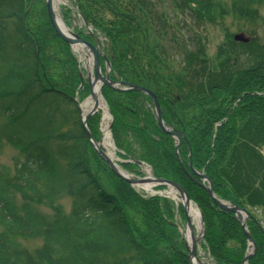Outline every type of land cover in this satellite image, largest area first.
Masks as SVG:
<instances>
[{"label":"trees","instance_id":"obj_1","mask_svg":"<svg viewBox=\"0 0 264 264\" xmlns=\"http://www.w3.org/2000/svg\"><path fill=\"white\" fill-rule=\"evenodd\" d=\"M72 1L105 40L101 68L109 63L111 80L150 90L163 123L182 134L176 153L147 95L103 86L118 157L148 164L155 177L187 192L202 213L201 247L212 264H242L247 239L240 224L213 203L195 172L218 198L264 210V44L225 35L209 56L204 24L226 16L251 22L263 1ZM71 13L63 8L69 27ZM74 30L92 42L83 25ZM83 73L44 0H0V146L19 155L12 177L0 172V264H190L174 222L175 214L183 218L181 207L144 198L106 165V184L90 174L87 156L96 152L77 106L89 95ZM99 119L87 120L96 142ZM120 166L140 175L137 163ZM63 196L71 198L66 214L34 208ZM246 228L256 245L247 264H264V237L252 215ZM19 238L42 244L29 251Z\"/></svg>","mask_w":264,"mask_h":264},{"label":"rangeland","instance_id":"obj_2","mask_svg":"<svg viewBox=\"0 0 264 264\" xmlns=\"http://www.w3.org/2000/svg\"><path fill=\"white\" fill-rule=\"evenodd\" d=\"M60 4H58L57 9L62 16V11L63 8H68L71 10V14H69V21L71 27L81 28L82 26V21L78 17V14L74 11V7L72 6L73 1L72 0H59ZM263 3L258 5L257 7V17L255 19H251V22H246L245 20H239L237 17H231V16H226L224 19H216L215 21H208L204 24L205 34H206V39H207V52L209 56H212L215 54L217 46L223 44L225 42L224 38L225 35H233L235 39H238L240 41H246L250 40L253 41L254 39L259 41L261 44H264V0H262ZM246 13V12H245ZM252 18V17H251ZM83 33H86V30H83ZM251 38V39H250ZM101 48L104 51L105 49V40L102 37H98ZM249 41V42H250ZM226 43V42H225ZM76 56L78 58V63L79 67L81 70L84 71L83 78L86 79L88 77L87 71L89 72V67L87 66V60L85 61V53L84 51H77ZM240 59H245L244 56H241ZM87 69V70H86ZM86 70V74H85ZM87 75V76H86ZM88 98H84L81 100L80 104L83 106L85 101ZM105 102V101H104ZM101 116L103 115L102 111L98 112ZM100 119H99V125H100ZM103 139V134H100V126H99V140L102 143ZM19 155L17 152L12 149L9 145L6 143H2L0 146V172H2L3 176L5 178L12 177L14 173V158L18 157ZM115 160H119L117 157L116 153L114 156ZM87 161H88V170L90 174L95 177V179L99 180L100 182H103L106 184L108 182V174L106 171L102 170L101 166L106 165L105 163L100 162L99 158L96 157V154L92 151L89 152L87 156ZM118 162V161H117ZM107 166V165H106ZM141 172L140 175H136L134 173H128L134 177H143L146 175L144 172V169L141 168L139 169ZM134 190L137 191L139 194L145 196V197H150L152 194L151 192H147L143 190L140 187L135 186ZM152 190L155 192L154 194H159L163 193V190H157L156 188H152ZM17 202H21V200L16 196ZM71 205V198L68 196H63L57 200H54L50 204L48 203H40L37 205H34V208H38L41 212L43 213H48L50 214L51 209L50 208H62L63 212L66 214L68 213ZM178 225V229L181 232V235H184V232L186 230V223L185 219H181L178 215L175 217V221ZM195 230H194V235L198 237L197 242L199 243V248H198V253L199 257H203L205 260V263H207V258L208 254L206 251H204L200 244H201V233L202 229H196V226L194 225ZM19 242L21 243V246L26 248L29 251H33L34 249H37L40 247L42 244V239L40 238H34V239H18Z\"/></svg>","mask_w":264,"mask_h":264},{"label":"water","instance_id":"obj_3","mask_svg":"<svg viewBox=\"0 0 264 264\" xmlns=\"http://www.w3.org/2000/svg\"><path fill=\"white\" fill-rule=\"evenodd\" d=\"M45 6H46V12H47V16L49 18V21L54 29V31L56 32V34L64 41L66 42L69 46H71L73 48V46L75 45H80L86 48L87 52H90V57H91V62H92V68L94 70V75L93 77H90L89 80V86H90V97H93V91L92 88L93 86L99 82V88L104 85L112 90H115L117 92H125V91H137V92H141L146 94L147 96H149L152 99L153 105H154V110H155V115H156V120L157 123L159 124L161 130L163 133L168 134L172 137L175 138L176 141V146L175 149L177 150L178 145L180 144V138H179V134L177 132H173L171 131L168 127H166L161 120V113H160V107L157 101L156 96L148 89L143 88V87H139V86H135V85H129L127 83L124 82H116V81H111L109 79V75L106 72L104 74V76L101 74V70H100V62H99V55H100V51L98 48V45L93 46L91 43L85 41L84 39L80 38L77 34L69 31L67 29V27L65 26V24L63 23L64 28L66 29V34L63 33L59 27L56 25L54 17H55V12L54 9L52 7V0H45ZM99 109V106L95 104L91 107V109L89 110V112L84 115L81 116V124L83 127V130L86 134V136L88 137L89 141L91 142V144L93 145V147L95 148V150L97 151L98 155L107 163V165L109 166L110 170L116 174L119 178L125 180L127 183H129L130 185H139V184H143L146 182H155L158 185H165V186H170L171 188L175 189V191L178 194V197L180 198V200L182 201V206L183 209L185 211V216H186V225L188 227L189 231H192V226H191V222L187 216L186 213V205L189 204L191 201L189 199V196L187 195V193L176 183L171 182V181H167V180H162V179H156V178H131L129 176H127L126 174L122 173L120 169L117 168V166L114 164L113 160H111V158H109V156L103 151L101 150L99 144L95 143L92 140L91 134L89 133V131L87 130L86 127V121L87 119L94 114L97 110ZM108 115H109V119L110 121H112L110 112L108 111ZM110 128V125L108 126V129ZM197 176L202 180V181H206V184L201 183L200 187L203 188L206 192L207 195L213 200V202L216 204V206L222 210H225L227 212L233 213L239 224L241 225V228L243 230L244 235L246 236L248 242L251 244L252 249L250 252H247L246 256L243 259V264H246L247 260L251 257V255L253 253H255L256 251V245L254 244V242L251 239V236L249 235V233L246 230L245 227V223H246V218L248 217V213L245 209H241L238 207H235L234 205L221 201L219 199H217L212 191V184L209 180H207L205 178V176L203 174H197ZM198 209V208H197ZM199 216H200V221L202 222V215L200 213V211L198 210ZM191 248H187L188 252H189V257L190 258H196V244H195V239L193 237V235L191 234Z\"/></svg>","mask_w":264,"mask_h":264},{"label":"bare ground","instance_id":"obj_4","mask_svg":"<svg viewBox=\"0 0 264 264\" xmlns=\"http://www.w3.org/2000/svg\"><path fill=\"white\" fill-rule=\"evenodd\" d=\"M58 4H60L59 0H52V7H53L54 12H55L54 20H55L56 25L59 27V29L63 33L66 34L67 33L66 29L63 26L61 17L58 13V10H57ZM75 49H76V51H80V50L83 51L82 48H79V47H75ZM86 60H87V66L89 67V70L91 71L92 62H91L90 57L88 55L86 56ZM92 91H93V97H89L85 101L83 106H81V112H82V115L84 116L87 113L88 109L95 104V101H96V104L100 107V109L103 110V117H102V121H101V131L103 132L102 133L103 139H102V143H101L100 147L105 148L107 150L108 156L111 158H114V151H113L114 148H113V145L109 139V134L107 131V123L109 121V115H108V113L105 109V105H104V103L100 97L99 82L93 86ZM144 170L147 174H149V169L147 167H144ZM199 180L202 181L200 178H199ZM152 185H153V183H143V184L139 185V187L142 188L143 190L147 191V192L153 193ZM159 194H161L162 196L166 195L167 197H169L171 199L174 198L177 201V203L179 201V198H177L176 191L173 189H168L166 192L159 193ZM258 208H260V207H258ZM186 212H187V215H188V218H189L191 224L193 226L195 225L196 229H198V230L201 229L198 211L192 203H189L186 205ZM191 234H192V231H187V230L185 231V235H186L185 239H186V242L188 245L191 244V238H190ZM195 241H197V237H196ZM192 264H206V263H205V260L203 257H201V258L198 257L196 259L192 258Z\"/></svg>","mask_w":264,"mask_h":264}]
</instances>
